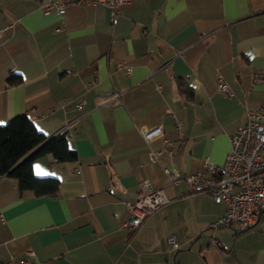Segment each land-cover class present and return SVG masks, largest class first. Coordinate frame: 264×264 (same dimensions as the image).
<instances>
[{"label": "crops", "instance_id": "0c3cea01", "mask_svg": "<svg viewBox=\"0 0 264 264\" xmlns=\"http://www.w3.org/2000/svg\"><path fill=\"white\" fill-rule=\"evenodd\" d=\"M48 1L0 0V123L25 113L49 137L70 123L77 158L32 160L35 176L59 181L54 196L0 176V261L32 251V264H264V212L241 232L209 229L224 206L173 185L161 171L170 162H150L139 132L161 125L183 139L171 163L180 175L223 163L245 107H264V0H132L113 19L102 4L44 13ZM142 180L170 202L131 232L124 202Z\"/></svg>", "mask_w": 264, "mask_h": 264}, {"label": "built area", "instance_id": "2783aa9c", "mask_svg": "<svg viewBox=\"0 0 264 264\" xmlns=\"http://www.w3.org/2000/svg\"><path fill=\"white\" fill-rule=\"evenodd\" d=\"M132 0H50L42 4L44 13L54 12L62 16L72 4H102L110 11L113 19L119 10L129 5ZM119 68L129 74L131 67L125 63H117ZM217 90L224 96H231L232 91L220 75L217 77ZM116 95L107 97L105 103L110 105ZM83 103L78 104L80 107ZM244 124L229 137V150L223 163L216 164L204 159L202 166L195 172L180 175L171 164L179 154L184 141L178 136L167 139L161 125L139 129L142 140L148 145V159L152 163H160L166 158L170 164L161 165V171L173 185L185 182L189 192L203 191L214 203L224 206V211L213 222L209 229L232 228L235 232L244 231L253 226L260 214L264 212V107L244 109ZM177 132L181 130L179 119H173ZM70 123H66L59 132L67 131ZM58 132V133H59ZM158 140L156 147L150 144ZM76 170V169H75ZM170 202L162 187H154L150 181L142 180L138 184V196L125 201L126 219L124 227L136 231L155 212ZM213 246L219 251H227L229 246L216 237H211ZM170 251L176 250L178 244L174 236L167 239ZM32 251L23 257L9 256L0 264H32Z\"/></svg>", "mask_w": 264, "mask_h": 264}, {"label": "trees", "instance_id": "16d2710c", "mask_svg": "<svg viewBox=\"0 0 264 264\" xmlns=\"http://www.w3.org/2000/svg\"><path fill=\"white\" fill-rule=\"evenodd\" d=\"M7 81L16 84L20 82V76L13 73ZM67 136L66 131L46 136L25 113L0 123V176L15 179L20 193L31 191L35 196L56 195L59 181L54 177L35 176L32 160L49 154L58 162L75 161L77 155L69 146Z\"/></svg>", "mask_w": 264, "mask_h": 264}]
</instances>
